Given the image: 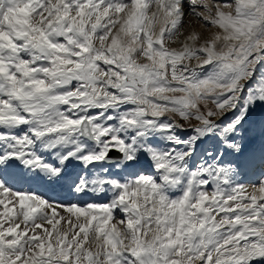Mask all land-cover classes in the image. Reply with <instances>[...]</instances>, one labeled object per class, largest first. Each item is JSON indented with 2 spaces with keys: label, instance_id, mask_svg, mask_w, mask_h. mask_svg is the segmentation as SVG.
Wrapping results in <instances>:
<instances>
[{
  "label": "snow or ice",
  "instance_id": "obj_1",
  "mask_svg": "<svg viewBox=\"0 0 264 264\" xmlns=\"http://www.w3.org/2000/svg\"><path fill=\"white\" fill-rule=\"evenodd\" d=\"M0 264H264V0H0Z\"/></svg>",
  "mask_w": 264,
  "mask_h": 264
},
{
  "label": "rangeland",
  "instance_id": "obj_2",
  "mask_svg": "<svg viewBox=\"0 0 264 264\" xmlns=\"http://www.w3.org/2000/svg\"><path fill=\"white\" fill-rule=\"evenodd\" d=\"M52 194H58V193H52Z\"/></svg>",
  "mask_w": 264,
  "mask_h": 264
}]
</instances>
